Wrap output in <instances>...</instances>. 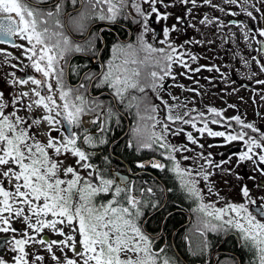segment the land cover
<instances>
[{
	"label": "snow or ice",
	"instance_id": "1",
	"mask_svg": "<svg viewBox=\"0 0 264 264\" xmlns=\"http://www.w3.org/2000/svg\"><path fill=\"white\" fill-rule=\"evenodd\" d=\"M66 2L0 0V43L19 50L0 48L4 54L0 58V232L11 233L5 244L15 253L11 260L0 255V264H212L211 234L233 236L241 256H249L247 264H264V112L257 113L259 123L239 113L225 116L224 109L214 106L203 112L195 103L188 106L195 96L180 100L171 93V85L199 92L175 79L174 64L187 70L185 76L205 67L222 71L216 64L191 68L189 61L197 54L171 37L180 30L179 22L187 29L193 9L200 5L248 17L224 20L208 12L201 23L217 32L226 24L238 26L248 47L255 40L258 53L250 59L241 54L240 63L249 77L254 75L250 60L264 73V55H260L264 25L259 23L264 21V0H71L75 15L66 11ZM175 8H183L184 14L175 15L169 26L167 20L173 15L169 9ZM97 20L103 27L94 25ZM69 25L84 38L76 39ZM115 29L129 37L134 34L135 40L114 36L112 54L105 59L107 33ZM230 39L236 43L234 32ZM157 42L163 46L157 47ZM185 43L205 41L192 38ZM76 53L82 54L80 64L71 63ZM70 75L78 78L75 84ZM227 75L223 72L222 78ZM168 77L173 78L171 85L165 84ZM162 91L179 102L169 103ZM124 113L136 117L129 126L132 138L127 148L160 157L136 159L135 164L170 175L171 188L164 181L155 187L176 194L174 202L167 195L155 198L152 186L136 195L135 181L130 188L127 176L115 171L119 179H114L105 174L107 168L93 163V157L116 143L109 133L121 127ZM210 120L222 129L210 127ZM93 124L95 132L89 130ZM183 125H191L201 137L220 138L208 146H227V150L217 160V154L203 151L205 144ZM181 132L201 150L175 142L172 138ZM233 142L239 145L235 152ZM69 153L74 163L65 166L62 157ZM112 156L111 152L103 156L105 165H111ZM241 167L249 171H239ZM225 173L236 184L224 180ZM218 175L228 187L238 185L239 199L223 194L215 179ZM103 194L110 198L98 202ZM181 199L191 202V211L197 214L198 241L193 244L187 233L182 237L188 258L176 243L180 230L174 212L182 207ZM16 222L24 226L18 228ZM153 226L156 230L149 232ZM217 264L245 261L229 258Z\"/></svg>",
	"mask_w": 264,
	"mask_h": 264
},
{
	"label": "flooded vegetation",
	"instance_id": "2",
	"mask_svg": "<svg viewBox=\"0 0 264 264\" xmlns=\"http://www.w3.org/2000/svg\"><path fill=\"white\" fill-rule=\"evenodd\" d=\"M44 2L50 3L51 0H44ZM214 3H221L222 0H213ZM243 3L244 0H241ZM237 11H239V7L237 5H231ZM76 8H79V4L76 5ZM255 12V9H252ZM66 11L71 12L72 15H75V11H73V6L71 4V0H67L66 2ZM169 11L173 12V15L170 16L167 20V24L170 26L173 23L175 15H183L184 10L183 8H175L169 9ZM211 12L215 15L221 17V19H245L248 20V17L244 14H241L239 17H233L231 14H223L215 9H211L208 6L200 5L193 9L192 12V20L191 23L187 26L185 30V26L183 21L179 22L180 30L173 31L171 33V37L176 43L184 44V47L189 49L191 53H196V58L191 59L190 67L191 68H198L199 65H220L222 71H217L215 69H211L208 67L200 68L198 72H189V75L185 76L183 73L187 71L183 69L179 64H174L173 71L178 73L175 77L177 81L180 83L187 85L188 89L192 88H199V92H193L190 90H186L185 88L178 87L176 85H171L172 77H168L165 81L166 85H171V93L176 95L183 100L184 97H196L194 102H190L188 104L189 107L192 106V103H195L197 108L200 111L207 112L209 106H214L218 108L224 109L225 116H233L237 113L241 114L248 120H257V113L264 112V83H256L257 80H264V73L259 71L257 65H255V61H251L250 63L253 68L254 75L249 77L247 75L248 69L240 63V55L242 54L245 59H250L251 57L257 56L258 53L254 49L257 47L255 40L251 41L252 47H248V42L244 41L239 27L232 24H226L222 31L217 32L216 28L212 27L211 25L205 26L201 23L203 19V14ZM257 15H259L257 13ZM94 25H98L99 27H103V22L94 21ZM250 24H256V21H249ZM261 25H264V21L259 22ZM154 26L157 29L161 28L160 22L153 21ZM195 25V27H193ZM68 30L73 34L76 39H83L84 35L77 33L73 26L69 25ZM93 31L96 30L95 27L92 28ZM236 34V43H233L230 37L232 33ZM253 36H257V33L253 32ZM114 36L116 38H124L135 40V35L133 34L131 37L128 36L126 33H122L119 29H115L112 32L107 33V47L105 50V59L111 56V44L115 42ZM229 38V39H222ZM192 38L196 40H204L205 43H185ZM211 41V43H208ZM157 47L163 46L160 43H156ZM0 48H10L9 45L0 43ZM10 51L18 52L19 50L11 47ZM185 55H189V53H185ZM264 55V54H260ZM4 56L3 53H0V58ZM134 58V57H133ZM82 54L76 53L72 56L71 63L72 64H80L82 63ZM6 67V65H5ZM223 72H227L228 75L226 78H222ZM211 77L212 79H209ZM77 77L75 75H70V80L73 84L77 82ZM198 82V83H197ZM31 85H29L30 87ZM235 89V91H233ZM202 94V95H201ZM162 95L165 96L166 99L169 100V103H178L179 101H173L167 92L162 91ZM149 96L155 101L156 98L153 96L152 92L149 91ZM229 105H237V108L230 107ZM135 111V109H134ZM180 113L183 114L184 109L181 108ZM136 118V117H135ZM85 119H88L86 116ZM122 120L126 122L125 128H119L118 130L114 131L113 133H109L110 139H115L116 143L120 141L122 144V149H113L114 144H110L106 149H103V155L98 154L97 156L93 157V163L100 165L102 168H107L105 172L106 175H111L114 179H119L114 173L115 171H119L124 176L129 178L127 182L128 187H133L132 181H135V194L141 195L140 189L147 188L152 186L155 192V198H161L164 195H167L169 198V202L172 203L173 200L170 199V195L168 193H161L155 185H159L163 181V175L160 173L159 170L149 166L145 169L139 168L135 164L136 159H143L148 160L151 156L156 155V158H160L158 154L147 150L146 152L135 153L133 149L127 148V141L132 138V134L129 129L130 121H134L132 117H130L127 113L122 115ZM94 124L89 128L90 131L95 132L96 126ZM209 126L216 129L221 130L222 125H218L213 123L211 120L209 121ZM183 128L187 129L188 131H192L193 135L196 136L198 139L201 140L203 144H205V148L203 151L208 152L211 151L216 153L217 156L215 157L217 160L220 158V153H223L227 150V146H213L209 147L208 145L212 144L213 140H219L218 137H209L205 134L201 137L195 129L191 127V125H183ZM53 135L60 136L61 133L58 131H53ZM46 139V137H43ZM177 143H187L190 147L196 151H200L201 149L195 143L188 142L186 140V135L184 132H181L178 136L172 138ZM239 150V145L236 142H233L231 145V151L235 152ZM109 152L113 153L111 158V165H105L103 161V156L108 155ZM188 155H195V152H190ZM64 159V165L74 163V157L69 153L66 157H62ZM235 159V157H233ZM185 163H191V161H185ZM242 172H248L249 168L241 167L238 169ZM229 175L227 173L224 174V180ZM169 179H172L171 176H167ZM230 183L236 184V180L234 177H230ZM217 180V184H221V180L219 175L215 178ZM249 186H251V181H247ZM229 188V198L231 199H239L237 195L238 185L237 188ZM255 191V190H254ZM145 197L149 194L144 193ZM110 198L109 194H103L98 198V202L100 200H106ZM211 198V197H209ZM218 203H224L223 201H219ZM221 204V205H222ZM177 208L175 209V211ZM185 215L186 219L180 221L179 225L182 226L183 224L187 223L191 216L190 212L187 209H181ZM169 211H173L172 208H169ZM16 226L18 228L23 227L24 225L20 222H16ZM179 228V227H178ZM153 230V231H152ZM156 229L154 227L149 230V232H154ZM11 233H4L0 232V255L7 260H11L12 257L15 255L13 251L7 248L5 244V238L9 237ZM52 235L53 238H56L54 234L49 233ZM211 237L214 238L215 242L213 243V257H212V264H217V261H224L225 259H243L245 264H247V260L249 259L248 255L241 256V253L237 250L239 245L236 243L235 238L229 235L227 238L223 234H220L217 237L215 234H211ZM169 242H171L172 237H168ZM160 243L159 241L157 242ZM187 244V242L185 241ZM162 246V245H161ZM32 245H29L28 248L31 251ZM36 247L41 252H45V249L36 245ZM185 250V257L188 258L187 254V247L184 248ZM216 252H219V259H217ZM71 254V253H69ZM170 254H172L170 252Z\"/></svg>",
	"mask_w": 264,
	"mask_h": 264
},
{
	"label": "trees",
	"instance_id": "3",
	"mask_svg": "<svg viewBox=\"0 0 264 264\" xmlns=\"http://www.w3.org/2000/svg\"><path fill=\"white\" fill-rule=\"evenodd\" d=\"M132 111H133V113L135 112L134 109ZM129 116L132 117L134 120L136 119L134 115H129ZM132 123H133V121H130L129 124L131 125ZM94 126L97 127L96 124H94ZM96 127H94V128H96ZM125 127H126V122L124 120H122L121 127L115 128V131L118 130L119 128H121V130H122V128H125ZM121 144L122 143L120 141H118L117 143H115L113 145V149H122V145ZM146 151L147 150H145L144 152H146ZM162 179L167 184L168 187L171 188L173 186L172 182H171V179H169L167 176H163ZM168 194L171 196L170 199L173 200V202H174L176 200V194H174V193H168ZM180 204H182V207H177V210L174 212V218L179 220V223H180V221H183V220L186 219V215L181 209H187L188 212H190V216H191L190 220L187 223L183 224L182 226H177V227H179L180 235L176 237V243L180 245L181 255L186 256L184 248L187 247V244L182 239V237L187 233L190 236L193 244H195L198 241L199 234L196 232L197 214L195 212L191 211V209L193 207L191 202H188V201H185V200L181 199L180 200ZM151 228L152 227H149L148 230H151ZM209 238L212 239L213 243L215 242L214 238L211 237V235H210ZM217 259H219V256H217Z\"/></svg>",
	"mask_w": 264,
	"mask_h": 264
},
{
	"label": "rangeland",
	"instance_id": "4",
	"mask_svg": "<svg viewBox=\"0 0 264 264\" xmlns=\"http://www.w3.org/2000/svg\"><path fill=\"white\" fill-rule=\"evenodd\" d=\"M230 179H231L230 176H228V177L225 178V180H229V181H230ZM217 186L218 187H221L224 190L223 191V194L229 196L230 191H229L228 185H226L224 183V181H221V184H217ZM219 204H222V203H219Z\"/></svg>",
	"mask_w": 264,
	"mask_h": 264
},
{
	"label": "water",
	"instance_id": "5",
	"mask_svg": "<svg viewBox=\"0 0 264 264\" xmlns=\"http://www.w3.org/2000/svg\"><path fill=\"white\" fill-rule=\"evenodd\" d=\"M65 128H67V125H65ZM147 161V160H146Z\"/></svg>",
	"mask_w": 264,
	"mask_h": 264
}]
</instances>
